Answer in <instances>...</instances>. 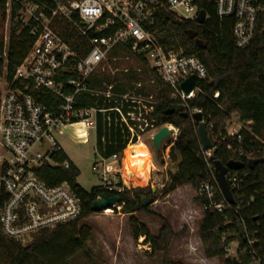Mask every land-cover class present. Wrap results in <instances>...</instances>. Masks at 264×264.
<instances>
[{"label":"built area","instance_id":"obj_1","mask_svg":"<svg viewBox=\"0 0 264 264\" xmlns=\"http://www.w3.org/2000/svg\"><path fill=\"white\" fill-rule=\"evenodd\" d=\"M213 1L220 18H233L237 48L249 47L258 33L264 45V0ZM14 4L19 5L14 20L29 30L32 45L24 59L11 67L9 30L0 52V231L27 246L41 230L74 221L82 212V199L70 183L50 185L39 174L44 167L68 169L74 165L68 156L61 158L66 153L58 137L67 130L72 128V138L80 143L89 142L94 132L96 161L92 170L108 191L123 192L125 182H130L123 176L129 145L140 140L147 144L149 140L155 149L153 136L164 126L171 134L163 140L162 151L169 152L175 145L179 128L158 123L156 95L138 91L143 82L116 90L117 71L141 72L145 63L169 87L172 103L190 115L203 114L202 108L191 107L189 102L202 92L200 81L209 74L197 56L186 54L181 47L166 48L156 35L157 17L162 12L199 24L197 0H7L10 26ZM208 19L206 14L205 21ZM58 25L63 26V35L56 30ZM66 36L83 39L86 54L74 49ZM117 49H121L120 54H113ZM127 50L130 54L125 53ZM119 60L137 66L119 69ZM100 74L110 79L99 81ZM190 76H195L197 84L186 94L181 84ZM219 95L216 92L214 98ZM250 124L239 119L228 123L223 139L233 138L238 143L237 148L227 145L237 156L228 161L247 163L264 157V140L253 133ZM117 135L119 144L126 147L104 156L98 148L99 140L105 144ZM215 148L203 149L212 179L204 180L197 189V196L203 199L202 211L222 215L227 228L221 236L226 258L244 264L242 254L247 251L251 264H264L260 222L250 230L240 216L241 209L254 202L259 191H244L248 176L245 168L229 169L226 179L234 198L229 202L217 180L215 164L210 163Z\"/></svg>","mask_w":264,"mask_h":264},{"label":"trees","instance_id":"obj_2","mask_svg":"<svg viewBox=\"0 0 264 264\" xmlns=\"http://www.w3.org/2000/svg\"><path fill=\"white\" fill-rule=\"evenodd\" d=\"M6 3L7 0H0V52L3 50L4 24L7 19ZM197 3L199 8L205 10L209 16V19L203 24L178 20L170 13L162 12L157 17L156 35L166 48L181 47L186 54L197 56L205 64L209 76L206 80L200 81L202 92L189 104L191 107L203 109L208 134L216 146L210 163L215 164V161H221L226 164L230 158H237L227 149L229 143L237 148V141L233 138L223 139L226 135L227 124L233 115L236 114L239 120L244 123L250 122L253 133L264 140L263 36L258 33L249 47L237 48L232 34L233 18H220L213 0H197ZM18 9L19 5L14 4L8 44L11 67L24 59L32 45L29 30L22 28L21 24L14 20ZM65 29L70 31L68 26H65ZM190 29L197 31V38L201 39L206 47H200L195 40L189 38L187 31ZM56 30L63 35V26L58 25ZM66 39L81 55H85L88 51L83 39L71 40L67 36ZM120 50H115L113 54H120ZM125 53L130 54L128 50ZM141 66V72L132 70L127 74L119 73L115 75L114 79L119 81L116 90L118 88L123 90L125 88L123 86L133 88L134 82H143V87L138 91L147 94L153 93L159 101L156 106L158 123H170L179 128V135L171 150V160L176 163V172L170 174L172 184L170 188L164 190L163 194L166 196L178 186L183 185H190L198 189L204 180L212 179L198 135V124L194 123L191 118L184 117L183 107L172 103L169 87L162 82L157 74L145 63H142ZM98 77L99 81L102 78L110 79L103 74ZM216 92L220 94L218 98H214ZM172 108H175V111L167 114ZM99 133L100 135L103 133L101 123ZM246 137L250 138L248 134ZM111 141L108 140L103 144L99 140L98 143L99 151L106 157L119 153L126 147L125 144H119L121 141L119 135L113 137ZM61 158H67V155L63 153ZM245 170L248 176L244 191L250 194L256 189L259 194L254 202L241 209L240 216L250 230L255 229L257 222H260L259 230L263 235L264 180L262 179H264V164H257L253 169L245 167ZM138 173L131 176L123 173L124 178L132 181L125 182L123 192L108 191L102 185L87 191L78 183L80 171L75 165L68 169L42 168L39 174L48 184L54 185L61 182L71 184L82 199V212L74 221L59 224L52 229L41 230L27 246L9 239L0 231V251H4L0 252V264L4 257L7 261L6 264H70L69 260L86 247L92 234L90 226H79V224L95 212L92 204L104 194L120 197L119 205H122V211L131 214L130 221L134 237H145L146 241L151 243L153 254H163L164 264H185L170 258V247L175 233L164 216L152 211L149 205L143 204L144 198L150 197L153 192L151 186L146 185L147 180L141 179L135 182ZM252 182L254 183L251 185ZM197 199L201 204L203 203L202 198L197 196ZM138 213L160 216L163 224L157 236L151 233L146 224L138 220L136 217ZM235 221L233 228L236 229L238 221ZM224 224L225 221L221 214L211 211L203 212V217L198 222V232L205 256L209 259L218 257L224 264H238L236 260L225 257L224 243L221 240L223 232L227 231ZM215 228L217 230L213 231Z\"/></svg>","mask_w":264,"mask_h":264},{"label":"rangeland","instance_id":"obj_3","mask_svg":"<svg viewBox=\"0 0 264 264\" xmlns=\"http://www.w3.org/2000/svg\"><path fill=\"white\" fill-rule=\"evenodd\" d=\"M9 30L10 25L6 20L4 36ZM130 65L137 66L135 62L131 64L123 60L116 62L119 69L131 67ZM119 73L123 72L121 70L116 72ZM238 119L236 114L231 118ZM72 131L70 128L58 138L68 157L80 171L78 183L90 191L102 182L99 175L92 170V165L96 161L94 132L91 131L89 142L80 143L72 138ZM148 142L155 165L153 170L148 171L144 166H140L136 171L123 170V173L131 176L139 172L135 182L143 179L147 180L146 185L151 186L153 192L150 196L153 201L149 204L151 210L164 216L175 233L171 242L170 258L185 264H197L201 261L206 264H220V260L216 258L204 261V248L198 232V222L203 217V211L197 199V189L192 186L185 187L178 193L172 192L169 197L165 196L163 192L172 184L170 174L176 172V163L171 160V151L157 152ZM108 210L94 212L80 222L79 226H90L92 234L86 247L69 260L70 264H164L163 254H153L151 243L147 242L145 237H134L131 215L122 211V205L110 208V212ZM136 217L148 226L154 236L158 235L163 224L160 216L138 213ZM6 262L4 257L2 264Z\"/></svg>","mask_w":264,"mask_h":264},{"label":"water","instance_id":"obj_4","mask_svg":"<svg viewBox=\"0 0 264 264\" xmlns=\"http://www.w3.org/2000/svg\"><path fill=\"white\" fill-rule=\"evenodd\" d=\"M206 12L205 10L201 9L197 18V22L199 24H203L205 22ZM187 34L190 39L195 40L196 44L200 47H206V44L199 38H197V31L194 29H190L187 31ZM197 81L195 76H190L188 79H186L182 84L181 87L184 90L186 94L190 93L192 89L196 86ZM175 111V108H172L170 111L167 112V114H171ZM184 117L186 118H192L195 121H198V135L200 138V142L202 144V148L204 150H209L214 147V144L212 142V139L210 138L208 134L207 129V123L204 120V116L202 113H194L190 115L189 113L185 112ZM171 134V130L164 126L161 128L154 136H153V146L155 147L157 152L162 151V143L165 138H167ZM263 158H257V159H250L247 163H244L242 161L237 160H230L226 164H224L221 161H215V172L216 177L219 182V185L225 194L227 200L229 202H234L233 195L229 189L227 179H226V173L229 169L232 170H239L243 169L245 167H248L249 169H253L257 164L263 163ZM152 198H144L143 204L145 206L152 203ZM120 204V197L119 196H110L107 194H104L101 196V198L95 200L92 204V208L95 212H101L105 209H110L112 207H116ZM242 259L244 264H251L248 252L244 251L242 254Z\"/></svg>","mask_w":264,"mask_h":264},{"label":"bare ground","instance_id":"obj_5","mask_svg":"<svg viewBox=\"0 0 264 264\" xmlns=\"http://www.w3.org/2000/svg\"><path fill=\"white\" fill-rule=\"evenodd\" d=\"M140 166H144L148 171H152L155 166L152 162V153L144 140L126 148L123 161V170L126 171H136ZM110 211L109 209L108 212Z\"/></svg>","mask_w":264,"mask_h":264},{"label":"crops","instance_id":"obj_6","mask_svg":"<svg viewBox=\"0 0 264 264\" xmlns=\"http://www.w3.org/2000/svg\"><path fill=\"white\" fill-rule=\"evenodd\" d=\"M60 141V140H59ZM60 143H61V141H60ZM62 144V143H61ZM63 146V145H62ZM64 149V148H63ZM65 151V150H64ZM66 153V152H65ZM66 155H67V153H66ZM68 156V155H67ZM70 159V158H69ZM72 161V160H71ZM185 187H189V188H191L190 187V185H183V186H178L175 190H173L172 192L173 193H178L182 188H185ZM169 193L167 196L169 197L171 194H173V193ZM131 215V214H130ZM207 260H212V259H209V258H207L206 256H205V260L204 261H207ZM197 264H206L205 262H199V263H197Z\"/></svg>","mask_w":264,"mask_h":264}]
</instances>
